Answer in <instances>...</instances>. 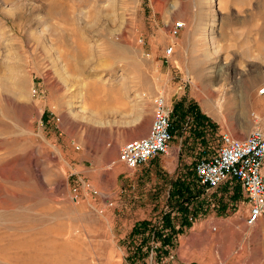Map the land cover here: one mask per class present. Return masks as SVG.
<instances>
[{"label": "rangeland", "instance_id": "374dc122", "mask_svg": "<svg viewBox=\"0 0 264 264\" xmlns=\"http://www.w3.org/2000/svg\"><path fill=\"white\" fill-rule=\"evenodd\" d=\"M262 87L264 0H0V264H178L193 212L175 188L199 191L193 163L219 131H264ZM155 93L170 107L168 153L128 169L118 148L147 132ZM163 160L174 169L155 171ZM207 200L195 219L217 209ZM227 218L248 230L244 213ZM235 240L215 264L228 252L257 264L264 221L246 255Z\"/></svg>", "mask_w": 264, "mask_h": 264}, {"label": "built area", "instance_id": "2783aa9c", "mask_svg": "<svg viewBox=\"0 0 264 264\" xmlns=\"http://www.w3.org/2000/svg\"><path fill=\"white\" fill-rule=\"evenodd\" d=\"M181 26L182 22L173 24L174 29ZM170 51L169 46L165 49V54ZM263 92L264 87L259 88L258 93ZM150 102L152 118L147 132L127 140L118 148L117 159L128 169H135L158 155H166L172 141L173 125L169 105L161 93H155ZM218 138L219 146L216 152L201 156L193 163L196 183L204 192H210L228 180L235 181L247 206L245 223L252 226L258 220L264 221V177L261 173L264 162L263 130L255 123L242 138H235L225 131H220ZM88 190L100 195L90 186ZM73 198L76 199V195ZM104 199L107 204H111L108 199ZM187 220L193 221L194 215L187 216Z\"/></svg>", "mask_w": 264, "mask_h": 264}, {"label": "crops", "instance_id": "0c3cea01", "mask_svg": "<svg viewBox=\"0 0 264 264\" xmlns=\"http://www.w3.org/2000/svg\"><path fill=\"white\" fill-rule=\"evenodd\" d=\"M152 167L154 168L155 171L161 169L169 172L170 169L171 170L174 169V166L172 165L170 167L165 160L158 162L157 164H154V166L152 165ZM151 169L152 168H149V170ZM261 173L264 177V162L261 166ZM179 180L182 179L179 178ZM178 184L179 185L182 184L183 186H185L186 183L179 182ZM199 190L200 193L198 195L193 196L192 199L190 198L189 195L186 201H184V204H186V207L193 212V215L194 213L196 214V212L199 211L198 209L197 210L195 209L194 204H196V202H199L200 204L202 202L206 203L208 201L207 198L214 200L215 207L217 209L209 207L211 211L206 217L195 219L196 218L195 216L194 221L181 225L179 227L180 232L176 234V238H175V247H174L175 263L215 264L216 254L214 253L213 249L227 248L234 243L236 244L238 240L232 241L233 234H238L239 237H241L242 235V240H243L242 246H243L244 254L246 255L248 248L246 244L248 243L249 239H251L253 225L249 226L246 232H243V228L240 224L228 225V222L233 220L227 218L228 216H234L237 213H239V215H242L244 213L246 216L247 210L246 208H244L243 204L242 206L240 205L237 206L238 204L237 202L238 201L241 202L239 198L243 196V193L239 185L233 180H228L220 184L217 188H215L210 192H204L201 187L199 188ZM239 193L242 194V196L238 195ZM228 198L231 201L228 200L229 202L226 203ZM210 205L212 206V204ZM235 207L237 208L236 211L232 212L235 209ZM232 255L234 256V258L239 257V254L234 252H228L225 254L227 258ZM227 258L226 260L223 261L224 262L223 264H228ZM263 263H264V257L261 258L257 264H263ZM230 264H238V263L234 261Z\"/></svg>", "mask_w": 264, "mask_h": 264}, {"label": "trees", "instance_id": "16d2710c", "mask_svg": "<svg viewBox=\"0 0 264 264\" xmlns=\"http://www.w3.org/2000/svg\"><path fill=\"white\" fill-rule=\"evenodd\" d=\"M193 113H194V118H196L198 120V123L201 124L202 123V120H204L205 118H203L196 111H194ZM175 192L176 193H179V194H182L183 192H185L186 193L185 195L187 196V198L190 195V198L192 199L193 196L198 195L200 193V190L197 193H191L190 190H189V188L187 186H182L181 185V186H177L175 188ZM177 209H179V210L180 209H184L182 211H185L186 208L185 207H181V205H180V206L177 207ZM187 223H189V222L185 221L184 219L180 221V225H184V224H187ZM132 231H134V228L132 229Z\"/></svg>", "mask_w": 264, "mask_h": 264}, {"label": "bare ground", "instance_id": "6f19581e", "mask_svg": "<svg viewBox=\"0 0 264 264\" xmlns=\"http://www.w3.org/2000/svg\"><path fill=\"white\" fill-rule=\"evenodd\" d=\"M210 7L213 9L212 1L210 2ZM210 25H211V24H210ZM80 38H81V37H80ZM78 40H79V39H78ZM83 51H84V50H83ZM83 51H82V52H83ZM82 52L80 51V54H81ZM82 55H83V53H82ZM75 67H76V66H75ZM14 70H15V69H14ZM10 72H11V71H10ZM12 73H13V72H12ZM9 75H10V74H9ZM14 75H15V74H14ZM13 77H14V76H13ZM10 79H11V78H10ZM16 79H17V77H16ZM4 80H5V79H4ZM7 80H8V79H7ZM7 80H6V81H7ZM12 80H13V79H12ZM19 81H20V80H19ZM19 81H18V83H19ZM2 82H4V81H2ZM13 82H14V81H13ZM9 83H11V81H10ZM16 83H17V80H16ZM12 84H13V83H12ZM12 84H11V86L14 85V84H13V85H12ZM9 86H10V85H9ZM11 86H10V88H11ZM18 86H19V85H18ZM11 89H12V88H11ZM16 89H17V88H16ZM12 91H13V90H12Z\"/></svg>", "mask_w": 264, "mask_h": 264}]
</instances>
